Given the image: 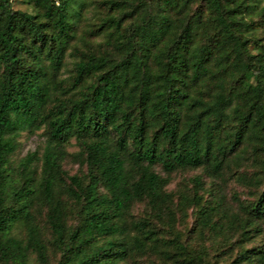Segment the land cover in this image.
I'll list each match as a JSON object with an SVG mask.
<instances>
[{"label": "trees", "instance_id": "trees-1", "mask_svg": "<svg viewBox=\"0 0 264 264\" xmlns=\"http://www.w3.org/2000/svg\"><path fill=\"white\" fill-rule=\"evenodd\" d=\"M23 3L0 0V264H208L133 215L171 200L157 166L252 187L224 213L243 240L228 264H264L244 246L264 221V0ZM24 131L44 144L16 166ZM198 205L203 225L222 209Z\"/></svg>", "mask_w": 264, "mask_h": 264}, {"label": "rangeland", "instance_id": "rangeland-1", "mask_svg": "<svg viewBox=\"0 0 264 264\" xmlns=\"http://www.w3.org/2000/svg\"><path fill=\"white\" fill-rule=\"evenodd\" d=\"M17 9H28L23 0H12ZM63 75H67L64 72ZM44 144V137L41 131L31 133L22 132L19 137V147L13 156V164L18 165L20 160L29 152L36 151ZM80 147L72 140L68 147L71 156L65 161L64 167L74 174L79 170V163L73 159V154L79 152ZM156 170L164 177L169 178L166 185V192L171 195V200L163 214L159 215L155 210V215L147 202H138L133 208V215L136 218L149 216L154 220L158 236L162 239L161 244H166L175 235L180 236L181 242L186 245L191 253L207 254L208 264H228L241 248L242 238L238 227H230L229 216L225 217L226 209L230 213H240L241 204H247L253 199L255 190L237 181V176L227 173L224 179H212L203 168L177 170L167 174L161 166ZM247 171L252 175L255 168L248 164ZM200 176L202 183L198 184L195 178ZM221 205L222 209L213 212L210 225H203L199 217V205ZM220 208V206H218ZM224 209V211H223ZM227 215H229L227 213ZM44 215L40 214L39 219ZM232 219V217H230ZM212 221H214L212 223ZM261 232L250 240H246L245 247L255 244L264 247V221L261 223ZM134 264H175L168 258L161 257L159 253H147L137 258ZM181 264H184L181 263Z\"/></svg>", "mask_w": 264, "mask_h": 264}]
</instances>
